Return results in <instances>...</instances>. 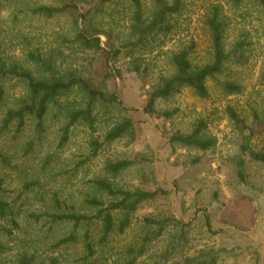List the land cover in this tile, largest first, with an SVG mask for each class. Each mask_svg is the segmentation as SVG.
Wrapping results in <instances>:
<instances>
[{
	"label": "rangeland",
	"instance_id": "1",
	"mask_svg": "<svg viewBox=\"0 0 264 264\" xmlns=\"http://www.w3.org/2000/svg\"><path fill=\"white\" fill-rule=\"evenodd\" d=\"M98 1L77 0V5L82 13H86ZM143 1L146 14L151 15L154 0ZM128 2H111L100 13L90 14L92 26L102 33L100 37L105 50H108L106 45L109 43L106 34L111 35V43L116 47L128 39L131 26ZM216 3L223 5L228 22L227 50L244 37L249 45L245 53L246 63H229L224 74L210 81L208 100L184 89L161 101L158 105L160 112L179 110L172 119L146 114L144 110L153 86L162 76L172 75L169 65L172 53L195 43L192 63L203 66L210 62L211 43L204 21L208 10ZM40 6L59 7L61 2L0 0V52L15 60L23 59L25 53L38 48L46 53L64 52L57 60L61 72L72 68L94 81L102 80L105 72L112 70L114 77L106 87L109 92L118 94L126 108L137 110L131 114L136 139L131 143L124 138L107 146L93 162L80 168L79 164L89 154L90 130L77 126L70 142L60 149L67 108L50 109L46 133L41 137L36 134L32 119L20 134L16 133V124L8 132L2 130L6 113L18 107L24 94L20 84H9L6 101L0 105V183L5 191L1 197L18 212L21 228L13 236L5 233L0 236V245L5 248L0 255V264H14L18 255L25 252L36 255L47 264L49 258H59L60 264H76L85 256L81 238L86 228L77 231V244L57 247L59 240L73 233V225H51L45 220L36 223L29 215L51 211L55 194L70 205L74 204L79 213L93 215L95 210L83 204L85 195L92 194L88 181L104 176L108 161L119 160H136L139 164L118 177L114 181L116 186L127 190L162 189L166 194L141 208L126 235L112 238L109 244L99 246V228H91L98 252H106L104 257L108 260L105 264H128V251L143 234L139 222L148 216L190 223V227L186 230V239L180 242L179 229L170 226L164 237L152 245L149 258L138 264H175L183 262L186 256H201L205 251L217 255V264H264V163L251 158L252 152L264 153L262 9L253 1L236 8L228 0H187L183 12L175 19L177 31L165 45L142 51L132 58L123 54L118 60L108 62V53L84 52L65 43V40L75 38L82 26L81 19L77 30L76 19L71 15L53 19L32 16L31 10ZM134 59L141 61V71L148 68V72L136 74ZM226 81L239 83L242 93L225 94L220 83ZM81 96L74 93L61 104L68 105L66 107L69 103L79 104ZM229 107L237 112L244 127L231 120ZM198 122L207 125V134L215 140L213 149L199 152L170 145L172 134L178 131L189 133ZM242 159L245 162L244 178L239 175ZM205 215L214 234L207 230ZM6 228H11L10 220L0 219V229Z\"/></svg>",
	"mask_w": 264,
	"mask_h": 264
},
{
	"label": "trees",
	"instance_id": "2",
	"mask_svg": "<svg viewBox=\"0 0 264 264\" xmlns=\"http://www.w3.org/2000/svg\"><path fill=\"white\" fill-rule=\"evenodd\" d=\"M59 1L61 2L59 7L40 6L32 9V16L53 19L66 14L71 15L76 19L77 30L79 19H81L82 26L75 38L71 41L65 40V43L84 52L108 53V62L118 60L123 54L132 58L142 51H152L165 45L167 39L175 35L177 31L175 19L181 15L187 2V0H154V11L151 15H147L143 0H129L131 26L128 39L116 47L111 43V35L106 34L109 39V43L106 45L107 49H110L108 51L102 47L103 43L100 37L102 33L92 26L89 17L92 12L100 13L108 3H117L118 0H99L97 5L86 13H82V9L77 5V0ZM228 1L236 8L253 1L264 13V0ZM204 25L211 43L210 62L203 66L192 63L191 56L196 49L195 43L172 53L169 58V65L173 70L172 75L162 76L153 86L144 110L146 114L165 120L172 119L179 113V110L160 112L158 105L161 101L170 99L184 89H190L200 99L208 100L210 98L208 87L210 81H214L224 74L229 63L238 65L246 63L245 53L249 45L244 37L231 50H227L228 22L223 5L216 3L210 7ZM66 50L70 51L69 48ZM63 55L64 52L46 53L38 48L25 53L23 59L15 60L0 52V105L6 101V89L9 84L17 83L24 88V94L18 107L6 113L2 130L8 132L16 124V133L20 134L27 127V122L32 119L35 122V132L41 137L46 133V119L50 109L58 106L67 108V123L61 129L59 148H64L70 142L72 133L77 126L87 127L90 130L89 154L79 164V167L82 168L99 157L107 146L124 138H128L131 143L135 141V122L131 114L136 113L137 110L126 108L118 94L108 91L107 82L114 77L108 65L106 67L107 69L109 67L111 72H105L102 80L94 81L92 77L85 76L81 71L72 68L61 72L57 60ZM138 59L133 60L134 72L139 75L142 72L147 73L148 68L141 71V61ZM116 74L119 75V71ZM220 86L227 95H239L243 91L242 86L233 81L222 82ZM74 93L82 95L79 104L69 103V107L61 104L62 100L69 98ZM228 113L235 124L244 127L242 120L233 108L229 107ZM206 127L204 122H198L189 133L178 131L172 134L169 143L175 147L208 152L214 148L215 140L207 134ZM251 158L256 162L264 163L263 152H252ZM138 164L136 160L108 161L104 167V176L88 181L92 194L85 195L83 204L87 208L95 210L93 215L79 213L74 204L70 205L60 199L58 194H55L51 202V211L47 210L43 214H30L29 218L36 223L45 220L51 225L63 223L73 225V233L59 240L56 244L57 247L77 244L79 242L78 236H76L77 231L79 228L80 230L86 228L81 238V243H84L85 256L80 258L76 264H105L104 262L108 260L107 257H104L106 252H98L96 248L98 244H95V235L91 228H99V246L109 244L112 238L126 235L135 223V216L141 208L166 194L162 189L127 190L116 186L114 181L137 167ZM244 164V159H242L239 163V175L242 178H244ZM4 192L2 183H0V219H9L11 228L0 229V236L3 233L13 236L14 232L21 228L18 212L12 204L1 197ZM205 220L207 230L214 234L207 215H205ZM139 224L143 234L136 245L129 249L128 264H138L147 257L149 258L152 245L164 237L170 226L179 229L180 242L186 239V230L190 227V223L155 216L145 217ZM4 252L5 248L0 245V255ZM217 262L216 254L205 251L201 253V256H186L183 262L175 264H217ZM14 264H47V262L39 260L34 254L29 255L25 252L18 255ZM49 264H60V259L49 258Z\"/></svg>",
	"mask_w": 264,
	"mask_h": 264
}]
</instances>
